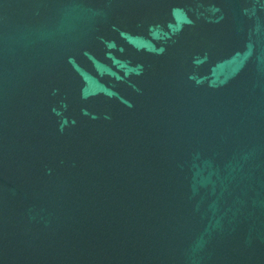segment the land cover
<instances>
[{
  "label": "water",
  "instance_id": "95a60500",
  "mask_svg": "<svg viewBox=\"0 0 264 264\" xmlns=\"http://www.w3.org/2000/svg\"><path fill=\"white\" fill-rule=\"evenodd\" d=\"M0 264H264V0H0Z\"/></svg>",
  "mask_w": 264,
  "mask_h": 264
}]
</instances>
